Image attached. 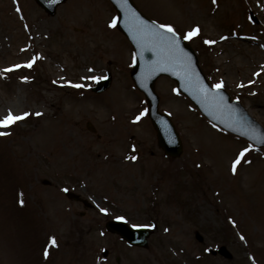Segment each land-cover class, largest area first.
Segmentation results:
<instances>
[{"label": "rangeland", "instance_id": "obj_1", "mask_svg": "<svg viewBox=\"0 0 264 264\" xmlns=\"http://www.w3.org/2000/svg\"><path fill=\"white\" fill-rule=\"evenodd\" d=\"M133 2L181 36L198 27L189 42L207 48L199 61L208 82L223 81L264 127V0ZM113 12L105 0H67L49 17L32 0H0V119L29 114L0 127L7 133L0 136V264H264V149L206 124L162 78L159 109L183 146L178 158L164 157L130 81L132 51L111 26ZM32 61L59 89L8 78L9 65ZM107 71L112 86L93 93ZM120 216L153 229L146 247L105 230ZM221 228L231 232L227 244ZM237 231L252 237L255 261Z\"/></svg>", "mask_w": 264, "mask_h": 264}, {"label": "water", "instance_id": "obj_2", "mask_svg": "<svg viewBox=\"0 0 264 264\" xmlns=\"http://www.w3.org/2000/svg\"><path fill=\"white\" fill-rule=\"evenodd\" d=\"M118 12L117 27L127 36L136 54L131 77L136 87L147 98L149 115L157 131L158 143L169 155L180 152V143L169 120L157 112L158 99L153 95L155 80L166 75L173 79L178 90L187 96L212 123L249 140L256 146H264L263 129L243 111L242 107L222 90L211 89L199 72L193 51L179 38L178 48L170 50L166 43L152 33L163 31L148 22L136 10L130 0H109ZM63 0H36L49 14H54L55 5ZM171 35V34H168ZM104 84L96 88L100 91ZM108 228L119 233L130 244L143 245L148 232L144 229L130 230L123 224L111 223Z\"/></svg>", "mask_w": 264, "mask_h": 264}, {"label": "snow or ice", "instance_id": "obj_3", "mask_svg": "<svg viewBox=\"0 0 264 264\" xmlns=\"http://www.w3.org/2000/svg\"><path fill=\"white\" fill-rule=\"evenodd\" d=\"M213 2H215V0H213ZM19 11V9H17ZM111 26L112 27H115L116 26V20L113 19V21L111 22ZM158 29L160 30H163V31H155L152 33V35L160 40L161 42L163 43H166L169 47L170 50H174L175 48H178V40H179V37H177L176 35V30L175 28L170 25V24H159L158 26ZM200 29L197 27L195 29H193L192 31L188 32L185 36H184V39H191L192 37L196 36L198 33H199ZM168 34H171V35H168ZM206 43H214V41H206ZM31 63L28 64V67H31ZM16 67H19V65H17ZM12 69H8V71H11ZM93 79H98L97 77H93ZM76 87H80V85H76ZM214 87L219 90L220 88L223 87V81L219 82L218 84L214 85ZM27 115H29L28 113H24L22 116L21 115H14L12 114L11 111H9V113L3 118V119H0V127H9L11 126L12 124H14L16 121L20 120V119H23L24 117H26ZM37 115H40V113H37ZM137 120L140 119V117H136ZM7 133H3V132H0V135H6ZM249 149L248 148H245L243 149L238 157L236 158V160L233 162V172L235 173L236 171V165H238L240 162H241V159L244 158L245 156V153L248 152ZM131 159L135 160L136 157L133 156L131 157ZM65 191H67V189H65ZM21 203H23V201H21ZM100 211L101 212H104V213H107V209L105 208H100ZM117 219H120V220H124V217L120 216V217H117ZM51 243L53 245L56 244V240L55 238H52V241ZM48 255V252L45 251V256Z\"/></svg>", "mask_w": 264, "mask_h": 264}, {"label": "bare ground", "instance_id": "obj_4", "mask_svg": "<svg viewBox=\"0 0 264 264\" xmlns=\"http://www.w3.org/2000/svg\"><path fill=\"white\" fill-rule=\"evenodd\" d=\"M242 41H244L243 39H241Z\"/></svg>", "mask_w": 264, "mask_h": 264}]
</instances>
